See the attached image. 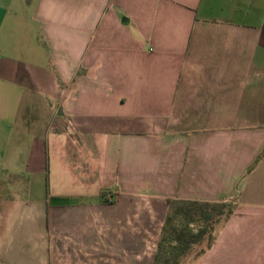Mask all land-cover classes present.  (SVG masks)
<instances>
[{
	"label": "crops",
	"instance_id": "0c3cea01",
	"mask_svg": "<svg viewBox=\"0 0 264 264\" xmlns=\"http://www.w3.org/2000/svg\"><path fill=\"white\" fill-rule=\"evenodd\" d=\"M188 200L184 264H264V0H0V264H154Z\"/></svg>",
	"mask_w": 264,
	"mask_h": 264
},
{
	"label": "trees",
	"instance_id": "16d2710c",
	"mask_svg": "<svg viewBox=\"0 0 264 264\" xmlns=\"http://www.w3.org/2000/svg\"><path fill=\"white\" fill-rule=\"evenodd\" d=\"M104 193L105 192H102V194ZM183 202L186 203L185 205H183L186 206L185 208L171 207L170 213L168 214L164 222L161 242L165 238L167 228H169V231H173V233L170 234V239L172 240L171 242L183 245L182 250L189 248L191 244L196 243L201 239L202 235L206 232L207 229H199L195 233H193L191 230L176 228L174 221L182 213L187 217L190 223L193 222L196 217H199V219H202L210 224V235L206 248L210 247L215 238V228L213 224L215 222H219L222 217H224V219H228L234 212L235 203L233 201L203 202L195 200H188ZM160 245L156 254L154 264H156L159 258ZM206 248L202 249L200 253H203Z\"/></svg>",
	"mask_w": 264,
	"mask_h": 264
},
{
	"label": "rangeland",
	"instance_id": "374dc122",
	"mask_svg": "<svg viewBox=\"0 0 264 264\" xmlns=\"http://www.w3.org/2000/svg\"><path fill=\"white\" fill-rule=\"evenodd\" d=\"M185 202H181L178 205H174V207H182L185 208ZM226 219L222 217L219 222H215L214 228H216L224 222ZM174 224L177 229H185V230H191L193 233H195L199 229H207L206 232L202 235L201 239L193 243L189 246V248L182 250L183 245L181 244H175L174 242H171L170 234L173 233V231H169V228H167V231L165 233V238L162 240L159 250V258L156 264H184L188 258V256L192 254L200 253L202 249L206 248L209 235H210V227L209 223L206 221L199 219V217H196V219L193 222H189L187 217L184 214H180L177 219H175Z\"/></svg>",
	"mask_w": 264,
	"mask_h": 264
}]
</instances>
